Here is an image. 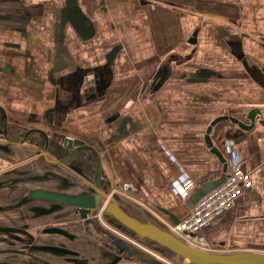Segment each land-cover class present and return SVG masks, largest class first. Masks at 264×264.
<instances>
[{"label": "crops", "instance_id": "obj_1", "mask_svg": "<svg viewBox=\"0 0 264 264\" xmlns=\"http://www.w3.org/2000/svg\"><path fill=\"white\" fill-rule=\"evenodd\" d=\"M253 109L249 130L228 119L213 127L224 164L205 141L208 125L249 124ZM65 135L96 151L110 193L130 182L136 206L167 227L160 209L182 219L233 169L248 173L251 186L203 235L207 251L264 253V0H0V177H20L0 200L42 185L35 169L40 180L74 179L41 152L62 157ZM65 163L93 180L89 151ZM186 179L195 187L184 192ZM3 216L0 231L21 235L27 264L108 251L83 218L16 231L5 224L23 218ZM55 231L77 243H57Z\"/></svg>", "mask_w": 264, "mask_h": 264}, {"label": "water", "instance_id": "obj_2", "mask_svg": "<svg viewBox=\"0 0 264 264\" xmlns=\"http://www.w3.org/2000/svg\"><path fill=\"white\" fill-rule=\"evenodd\" d=\"M258 112V110L253 109L248 113L249 124L240 122L232 117L221 116L214 119L208 125L205 134V141L210 147V150L220 159V161L224 162V164L225 159L222 156L221 151L213 144L211 139V131L213 127L221 120L228 119L241 129L249 130L253 127L255 115ZM45 146H47V143ZM84 151H89L94 159V164H91L93 180L90 181L78 174L77 177L88 186V194L61 195L54 192L36 191L35 198L61 202L63 204L74 206L79 209L81 215L88 216L89 219L92 218L91 215L93 211L102 207L100 213L101 217L110 225L126 234V236L132 241L138 244H143L145 242L154 243L166 250L170 254V262L168 261L169 264H182L181 262L184 259L188 260L191 264H264V253L255 251L219 253L207 251L191 245L180 239L169 229V227L159 223L135 204L120 197L117 193H110L109 185L101 182L99 156L91 146L82 144L76 139L65 140L61 143L60 152H62L63 155L59 158H53L50 155H47L46 151L41 150L46 159L64 167V163L68 159L75 155H80ZM90 158L91 157L89 156L85 157L84 161H89ZM198 198L194 202H196ZM192 204H190L189 207H191ZM160 211L166 214L168 222L172 223V225L179 222L180 219L169 211L165 209H160ZM149 261L159 263V261L154 259H149Z\"/></svg>", "mask_w": 264, "mask_h": 264}, {"label": "rangeland", "instance_id": "obj_3", "mask_svg": "<svg viewBox=\"0 0 264 264\" xmlns=\"http://www.w3.org/2000/svg\"><path fill=\"white\" fill-rule=\"evenodd\" d=\"M83 162H84V159L81 158L79 159L78 163L81 165L83 164ZM29 168L30 167L22 168V172L25 173L26 169L28 170ZM18 172H14V173H18ZM49 172L52 173V171H49ZM33 173L35 177H33L32 180L36 181L37 183H41L42 185H45V183L51 182V181L52 182L56 181L55 183L58 184V182L61 181L59 180L57 182L58 179L52 176H47L46 173H45L46 174L45 176H47V179L44 180L43 178L40 180L38 179V175H36L38 174V171H36V169L33 171ZM13 175L15 174L10 173V174H5L4 176L0 177V187L3 189H7V190H11L15 188L14 183L16 184V182L19 180L20 177H19V174L17 176H13ZM75 177L76 175L74 176V179H75V183H77L76 181L77 179ZM66 182H62L64 184L63 189L60 191V193H57V194H61V195H72L73 194V191L67 190L68 188H70V185H67ZM10 184L11 186L9 187L8 185ZM77 187L76 189H78ZM116 193L120 195V197L124 198L125 200L131 203L134 202L133 199L128 197L127 195L119 193L118 191ZM16 198L17 197L2 198L0 200V225L5 223V218L3 215H7L12 219L16 217L23 218V220L20 223L18 221H15L14 219V220H11L10 222L7 221V223L5 224V225L7 224L13 225L11 226V228H14L16 231L21 229L22 226H25V227L29 225L40 226L42 224H49V223H53L52 228L56 230L66 225L68 226L77 225L75 222L71 223L68 221L71 219L80 218V214L77 213V210H75L76 207L73 209L71 205L63 204L61 202L50 201V200H45L41 198H35V192L33 191L27 192L24 195L23 199H20L19 201ZM33 199L35 200L40 199V201H42V204L44 205H42L41 207L39 205L33 204V202H31V200ZM46 204H49L50 206H47ZM133 204L136 205L135 202ZM49 207L50 209H48ZM101 208L96 211H93L91 215L92 218L89 220V221H92V223H94V225H97L99 228L96 229L93 226L89 230L92 231V233L99 238L101 237L103 238L104 236L106 238V239H103L102 241L104 244H107V242H104V241H107V238L113 239L115 237L117 240H120L122 243L127 244L129 247L133 249H137L139 256H142L144 258L154 259L156 261H159L165 264H169L170 254L166 250L162 249L160 246L154 243L145 242L143 244H138L132 241L128 236H126V234H124L117 228L110 225L106 220H104L101 217L100 215L102 211ZM62 209L63 210L68 209V212H63ZM3 226H0V228H3ZM46 230H51V229H46ZM68 232L69 234L70 232H72L70 228ZM53 234L59 235L58 237H55L57 239V243L59 244H67V243H75V242L77 243V240H78L77 235L67 236V233L65 234L63 232L58 233L57 231H55V233ZM20 237L21 235L17 232L12 235H8L5 233H1L0 231V264H27V261H29L28 259L22 260L23 258H26V256L24 257V255H22L21 248L23 247L21 246L20 243L23 242L22 240L24 239L21 237L22 239L21 240ZM93 257L94 258L89 261L80 260L77 257H74L73 264H115L114 254L111 253V251L109 250L107 252H102L100 254L98 253V255L96 252H93ZM64 261L70 262L69 260H64ZM31 264H41V263L39 261L38 263L33 262ZM45 264H49V263L46 262ZM119 264H129V263L122 261ZM182 264H187V263L186 261H184Z\"/></svg>", "mask_w": 264, "mask_h": 264}, {"label": "built area", "instance_id": "obj_4", "mask_svg": "<svg viewBox=\"0 0 264 264\" xmlns=\"http://www.w3.org/2000/svg\"><path fill=\"white\" fill-rule=\"evenodd\" d=\"M65 140H73L70 135L64 136ZM252 180L248 173L236 168L229 172L224 180L202 194L196 202L188 208L187 214L177 224L170 225L169 229L183 241L209 250L203 231L224 212H226L244 188H249ZM195 187L192 180L186 179L181 185L184 192ZM119 193L133 198L137 192L135 185L124 182L118 190Z\"/></svg>", "mask_w": 264, "mask_h": 264}, {"label": "flooded vegetation", "instance_id": "obj_5", "mask_svg": "<svg viewBox=\"0 0 264 264\" xmlns=\"http://www.w3.org/2000/svg\"><path fill=\"white\" fill-rule=\"evenodd\" d=\"M65 166L66 167L63 166V168L65 169V173H67L68 175L75 174L77 176V174L66 163H65ZM78 175H80L82 177H85L83 174H78ZM47 176H52V177L58 179L57 182L59 180H61V181H59L61 184L59 182H58V184H56L55 183L56 181H55V182H53V183H55L53 185L52 184H47V185H40V186L35 187V188H26L25 191L19 197H17L16 199L18 201L20 199H23L24 195L27 192H30V191H33V192H36V191H47V192L60 193V191L63 189V186H64V184L62 182H66V181H68V182H66L67 185H70V188H68L67 190L68 191H73V194L72 195H86V194L89 193L88 186L80 178H78V177H76L77 183H75V179H71L70 177H66V176H63V177L57 176V175H55V174H53L51 172L47 173ZM14 185H15V183H14ZM8 186L10 187L11 184L8 185ZM76 187L78 189H76ZM71 207L73 209L75 208L73 206H71ZM75 210H77V213L80 214L78 208H75ZM80 218H83V220H84V228L86 230L89 231V229L91 227H93V226L96 229L99 228L97 225H94V223H92V221H89L90 219H89L88 216H83V215L80 214ZM103 239H106V238L104 236H103V238L102 237L100 238V240H102V241H103ZM104 242H107V244H104L105 247L109 251H111V253H113L115 255L114 256L115 257V262H114L115 264L121 263L120 261L122 259H124L123 260L124 262H128L129 264H165V263H161V262H159V263L150 262L149 261L150 258H144L142 256H139V253H138L137 249H133V248L129 247L127 244L122 243L120 240H117L115 237L113 239L107 238V241H104ZM28 248L26 246H24L23 248H21L22 255H24V257L26 256V258H23L22 260H24V259H28L29 261L31 260L30 256L28 257V255H27V252L28 251L30 252V250ZM32 259H33V257H32ZM33 261L35 263H38L40 261L41 264H43V263L45 264L46 263V261L41 260V259H38V258H34ZM47 263H49V264H55V263H50V262H47Z\"/></svg>", "mask_w": 264, "mask_h": 264}, {"label": "bare ground", "instance_id": "obj_6", "mask_svg": "<svg viewBox=\"0 0 264 264\" xmlns=\"http://www.w3.org/2000/svg\"><path fill=\"white\" fill-rule=\"evenodd\" d=\"M184 261H186L187 264H191V263L188 262V260H186V259L182 260V263H183Z\"/></svg>", "mask_w": 264, "mask_h": 264}]
</instances>
